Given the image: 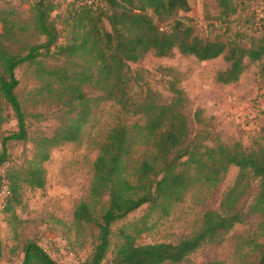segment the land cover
Returning <instances> with one entry per match:
<instances>
[{
  "label": "trees",
  "instance_id": "trees-1",
  "mask_svg": "<svg viewBox=\"0 0 264 264\" xmlns=\"http://www.w3.org/2000/svg\"><path fill=\"white\" fill-rule=\"evenodd\" d=\"M103 4L88 5L69 1L65 13L58 10V0H37L33 19L34 29L45 36L38 43H28L14 50L24 29L15 18L16 10L0 4V124L12 114L17 129L1 139L0 165L10 158L9 141L30 138L24 103L17 87L20 79L16 68L23 63H41V57H89L97 65L96 84L103 95L91 97L84 88L86 78L66 66L47 70L55 76L51 89L69 119L52 134L34 137L35 154L21 168H8L0 175V191L8 184L6 209L21 202V187L46 185L44 162L52 147L66 141L78 140L93 112V99L116 101L128 113L142 120L116 124L102 142L93 164L89 198L80 200L74 210L77 227L94 222L99 227L98 242L83 264H102L111 246L112 225L141 205L148 203L152 214L167 215L171 206L183 200L192 187L217 183L230 165L248 169L260 181L258 205L264 202V146L247 148L240 141L233 144L217 140L209 145L208 135L199 131L193 135V118L185 108L187 96L178 85L179 75L169 79L172 99L145 80L142 72L134 70L138 62L152 51L158 56H172L176 50L194 54L199 59H211L224 54L227 67L216 73V81L230 83L238 80L247 59L261 61L264 70V34L251 46L237 41L203 37L194 24L178 16L191 9V0H102ZM226 15L237 10L235 0H216ZM67 29L65 43H60L62 29ZM264 33V32H263ZM166 74H171L168 67ZM54 83L55 85H53ZM140 89L133 91L135 85ZM10 108L12 112L6 111ZM195 111V120L200 119ZM200 133V134H198ZM145 143L151 151L134 157L136 144ZM236 185L226 194V212L206 210L201 226L177 242L155 241L137 243L136 236L121 231L115 244L111 264H161L179 262L204 242L220 240L224 233L244 219L242 210L231 211L241 196ZM106 197V199H105ZM259 264H264V242L259 243ZM24 258L18 264H61L40 243L28 241ZM2 241L0 238V264Z\"/></svg>",
  "mask_w": 264,
  "mask_h": 264
},
{
  "label": "rangeland",
  "instance_id": "rangeland-1",
  "mask_svg": "<svg viewBox=\"0 0 264 264\" xmlns=\"http://www.w3.org/2000/svg\"><path fill=\"white\" fill-rule=\"evenodd\" d=\"M36 1L0 0V4L15 8V18L19 25L25 27L20 30V42L12 45L15 51L28 43L45 39L34 29ZM58 1V10L53 15L65 13L71 7L68 0ZM235 4L236 12L226 15L216 0H191V9L181 10L178 16L194 24L203 37L251 46L264 34V22L261 27L257 24L258 10L264 5V0H235ZM60 27L59 42L65 43L68 32L64 26ZM41 59V63H23L16 68L20 79L17 91L28 112L30 138L9 141L10 158L0 165V175L8 168H21L27 159L34 156V137L52 134L69 119V114L51 89L55 76L49 75L47 70L64 65L70 72L75 70L82 78L87 77L84 88L91 97L103 95L95 82L97 65L89 57L57 55ZM131 64L162 93L166 101H170L174 94L168 81L173 75H179L178 85L187 96L185 108L193 118V135L202 131V135L209 137L205 143L213 145L220 140L233 144L240 141L247 148L264 146V70L261 61L247 59L240 78L230 83L218 82L215 78L217 71L228 65L224 54L201 60L194 54L178 50L172 56H158L150 51ZM168 67H172L174 72L166 74ZM139 89L138 84L133 87L136 93ZM250 107L258 109L254 126L244 124L242 116H237V110L246 112ZM197 110H200V119L195 120ZM6 111L12 112L10 108ZM138 119L142 120L140 115L128 113L114 100L95 98L91 118L83 127L80 138L51 148L49 159L43 163L47 178L44 187L23 184L21 202L10 210L6 209L8 184L5 181L0 191L1 260L4 264L20 263L25 254L24 246L30 240L40 243L61 264H83L90 257L99 239V227L94 222L77 227L75 207L80 200L89 198L93 164L108 133L120 122L130 123ZM17 127V119L12 112L0 124V148L2 137ZM149 151V145L143 142L136 144L134 157ZM235 185L241 196L231 211L242 210L244 219L224 233L220 240L204 242L179 262L165 261L161 264H259V243L264 242V202L257 204L260 181L250 170H241L237 165H230L215 184L190 188L182 201L171 206L167 215L151 214L148 203H145L116 221L112 225L111 246L102 264H111L121 231L134 234L137 243L177 242L192 234L201 226L206 210H228L224 200Z\"/></svg>",
  "mask_w": 264,
  "mask_h": 264
},
{
  "label": "built area",
  "instance_id": "built-area-1",
  "mask_svg": "<svg viewBox=\"0 0 264 264\" xmlns=\"http://www.w3.org/2000/svg\"><path fill=\"white\" fill-rule=\"evenodd\" d=\"M68 1H75L78 4H88V5H98L103 4L102 0H68ZM264 22V5L258 10V21L257 24L261 27L262 23ZM237 116H242V120L244 124L248 126H254L256 123V117L258 113V109L256 107H250L246 112H242L237 110Z\"/></svg>",
  "mask_w": 264,
  "mask_h": 264
}]
</instances>
